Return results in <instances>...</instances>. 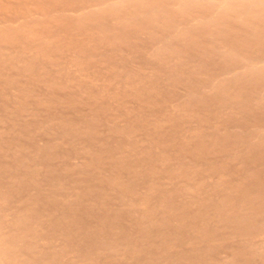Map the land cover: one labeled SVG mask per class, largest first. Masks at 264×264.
I'll return each instance as SVG.
<instances>
[{"label":"bare ground","instance_id":"1","mask_svg":"<svg viewBox=\"0 0 264 264\" xmlns=\"http://www.w3.org/2000/svg\"><path fill=\"white\" fill-rule=\"evenodd\" d=\"M46 1L47 0H45V3L49 0ZM51 1L53 3L54 0H50L49 2L51 3ZM55 1L58 2V0ZM81 1L83 0L79 1L80 4L77 3L80 6L79 8L77 7V9L76 7H72L74 2L72 3L71 0H69V2L72 3L71 7L73 10H75V8L77 9V14H73L74 17L70 18L73 16L71 13L73 11L69 14V12H67L69 8L65 9V12L70 15L69 19H67L62 17L63 12L60 11L56 13L61 8V5L59 6L61 2H58L59 4L57 3L58 8H60L58 9L55 7V9L58 10L54 11V7L51 8L48 3V5L44 4L43 0H33L34 4L32 2L30 3L28 0H0V11L4 9L7 10L8 4L15 3V10L12 4L10 6H12L13 9L9 5L8 8L10 7L11 10H14L19 16H16L17 14L14 15L23 20V23L21 21V24L18 23V26H15L17 25L14 24L15 22L11 24L12 22L8 21L10 22L8 24V22L6 23L4 20H0V121L4 123V120L8 117L15 120H13V122H16V125H14L15 128L13 126H11L13 128L9 129L7 127V129L4 128V130H7V133L17 131V134H23L19 131L23 129L26 130L24 135L19 136L20 140L7 137L5 141L8 142L4 144L6 146L11 145L12 148L18 147V149H22V151H27L26 155L23 157L24 162L20 164L21 166L27 167L26 172L19 174L16 173L14 169V171L11 170L8 172L9 164L4 157L12 160L15 154L9 153L10 148L3 149V145L2 147L0 146V171L4 172L5 176L4 179L0 181V264H66L68 263V259H64L66 255L71 252L74 253V259L77 262L83 264H102L100 259L102 252L101 247L105 242L102 243L103 239L101 238V234L104 233V231H106V234L108 233L107 236L111 241L119 235L122 236L121 242L123 244V250L120 251L125 253L127 250H130L131 252L138 253L137 255H130L135 259L136 264H145V261H147L146 264H236V262L238 264L237 256L240 254L239 250H242L244 247L242 246L241 248L240 242L243 240L246 241L249 238V231L245 223L253 222L252 209L249 210L248 206L254 208L256 206L259 207L260 204H264V129L260 126V121L258 119L255 120V118H248L247 116H242L243 118L241 117L238 122L239 124L236 126L240 129L239 133L236 132V130L230 129L226 123H228L227 119L230 118V116L233 118L237 112H240L239 115L241 116L245 111L250 109L254 110L258 108L264 111V0ZM66 2L67 0L64 3ZM32 4L35 10L41 11L42 15L40 14L41 16L39 18V15H36L37 18L34 16L35 18H30V21H26L30 15L39 14L38 11L35 12L34 10L35 13H33L31 12L32 10L28 8V5L31 7ZM77 4H75V6ZM31 8L33 9V7ZM52 11L62 18H59V16L56 18V14L54 15L56 19L54 17L52 18L51 16L54 14ZM68 14H66L65 17H68ZM49 17L57 21L61 19V23L62 21H64V23L67 21V25H76L75 27L79 28H81L80 26H87L92 30L91 32L86 29V31L88 30L92 33L89 36L90 39L103 41V44L107 43V46H111L110 53L113 49L115 50L119 47L118 44H128L130 38H134L133 35H137V33L141 32L147 34L148 37L147 39L145 38L146 40L144 39L145 41L141 44V47L145 48V54H150H146L145 57L147 59L149 55L151 57V62L148 61L150 58L146 60L143 56L141 57L140 53L139 59H142L138 61V64L147 66L146 68L150 69L149 71H151V74L147 77H143L142 80H150L153 88L156 89L158 93L161 92L162 87H160V84L164 78L166 80L172 79V81H168V83H186L184 98L180 99L179 103H177L176 109H179L185 102L190 101V99L198 98L199 101H192L190 104L187 102V104L190 105V108H194V110L204 118L202 123L192 128H185L186 131H189L190 137L188 138L179 137L178 135L180 133L166 136L171 139L173 147L176 145H183L182 148L186 151L185 146H187L186 144L188 142H198L200 149L196 150L197 154L193 153L196 157H201V155L217 156L220 152V155L215 158V167L224 165L231 166L235 160H243L240 163L241 168L236 172V175H256L262 180V182L254 186L255 189L250 188V192L247 194L243 192L241 197L243 199L240 202L241 205L232 206L227 201L228 196L221 195V192H223L222 190H225L221 189V187L226 186L228 189L227 191L231 190L237 193L238 188H240L243 183L229 182L231 176L235 177L232 173L230 177L225 176V179H221L223 175L220 174L218 175V179L215 180L214 186L211 185V192L207 191L205 198L197 202L200 208L213 206L216 212L215 218L218 217L219 219L215 224L220 221L227 229V234H221L222 231L217 229L219 224L217 226H211V223L213 224V219L210 216L208 217V211L206 214L195 212L187 218L184 214H181L183 210L194 204L191 200L184 203L185 205H182V207L179 205L174 206L177 209L174 208L173 210L172 204H175L173 198L176 193L174 191L170 192L169 189L158 188L163 195L158 208H161L163 205L172 206L167 208L166 213L163 215V219L160 220L161 222H154L155 226L150 229L151 232H155L157 237H161L160 240H156V237H154V239L147 244L149 241L145 233L147 229L145 230V226L141 229L138 225V220L145 219L143 223L151 221L150 216L155 217L158 208L153 210L144 209L137 218H133L129 211L126 213L128 214V216H126L132 219L130 220V227L133 231L135 227L139 228V230L137 229L136 231L141 232L138 241L142 238V245L135 242L131 235L125 233V228L127 227L122 226L119 228V226L107 225L108 222H111L110 219L112 220V217L116 214V209L119 207L118 205L121 207L124 201L119 198L120 200L118 199L116 202V208L109 205L113 210H108L106 213L101 212L99 208L100 205L107 203L106 200L103 199L105 191L103 192L104 189L100 184H93V180H100V173H98L99 175L97 174V177L91 176L88 181L83 180L80 183L79 180H74L70 184L68 183L70 180H68V182L64 181L66 178V171H58L51 167L53 165L52 161H54L55 158L58 159L59 162L67 164L68 157L61 155V153H56V150L59 149L60 142L47 140L49 139L47 138L44 140L43 145H37L36 134L34 135L32 132H27V130H29L28 128L30 126H33L32 129L36 128V130L40 129L41 126L35 121L33 123H26L23 121L20 122V120L17 119L18 111L20 109H26V105H24L25 97L22 100L24 101L22 104L20 102L15 103L6 100L4 97L6 95L4 93L10 92L6 87H12L11 89L17 91L19 96L23 93V95H21L23 98L24 94L30 93L27 83L38 85L36 84V76L39 74L47 76L46 86L48 89H53V87H55V80L58 74H54L46 68L49 66L47 63L54 61L50 54H47L48 51L51 53L52 50L50 49L53 47L56 48L65 43H69L66 46L73 49L74 57L75 59L77 58L76 60L73 59V61L77 62L79 66H86H84V70L82 67L79 68L84 72L89 66L86 65L88 64L86 62L90 60L92 51H90L91 55L87 54L82 47V45L85 46L83 43L80 44L81 42L79 43L73 40L68 34H65L67 27H63L65 28L64 30L62 28L64 25L60 28L64 30V34L61 33L62 30L57 31L62 35L56 31L53 33L52 31L56 29L55 23L56 26H59L60 21L56 22L54 20L55 22H53L51 19L48 20ZM200 19L202 20L199 24L196 21ZM50 21L54 23V27L53 25L49 27V25L51 26V24H53L49 23ZM57 23L59 24L57 25ZM68 27L70 28V26ZM82 28L81 30H84ZM69 31L70 29H67L68 33ZM52 34L57 36H53ZM85 34L86 32L84 35ZM88 34L89 32L86 38ZM71 35L73 36V31ZM129 35L132 37H129ZM82 39L85 41V37ZM133 41L137 42L135 38ZM135 42L132 43L136 44ZM132 43L131 46L130 43L128 46L134 49ZM137 45L135 47H137ZM110 48L108 49L107 47L108 50H110ZM140 48H138L139 50L137 52L141 51ZM121 49H123V47ZM108 50L106 52L102 51L109 57V60H107L109 65H106L112 67L114 70L115 68L122 69V65L125 64V62L123 63L122 61H126L127 57H124L125 59L120 57L122 58L120 62L123 63L120 64V62H117L120 58L116 60V58L121 55L119 53L120 51H118L120 48L117 50L120 54L117 55L116 53L117 57H112L114 52L113 54L111 53L112 56H109ZM129 50H131V48H129ZM96 51L97 50L93 51L96 53L93 54L99 55L100 53L98 52L100 50L98 49V51ZM121 52H123V50ZM126 53L128 52L126 51ZM23 55L26 57L28 55V57H21ZM94 55L92 56L93 59L90 60L91 62L92 60L94 61L96 57H94ZM98 57L99 56H97V58ZM152 58L156 61H160L161 64L153 60V63L156 62L160 66L153 64ZM104 60L106 61V58H104ZM127 62L129 61L127 60ZM128 64L125 66L126 68L129 67ZM125 67L122 70H125ZM6 70H12L15 74L24 77V82L27 81V83L24 84L22 82L21 84L16 82L11 76H7L8 74L5 73ZM202 70L208 71L211 76L212 81L206 82V85L209 87L207 91L215 95L213 99L207 96L204 87H195V81L193 83L195 79H192V77L195 78ZM115 71L118 72V70ZM98 72L100 73V71L94 70V76L99 75ZM125 72H128L127 69ZM136 73L138 72L134 71V74ZM134 74H132L134 77L139 75V73L136 76ZM132 75H130V78H132ZM3 87L6 88L7 92L3 90ZM201 88L203 89L201 90ZM163 89L166 90L165 93H173L171 87L170 89L169 87L168 89ZM48 96L49 98L52 97L50 95ZM51 99L52 98H50V100ZM64 99L67 100L66 98ZM213 101H216L217 104H213ZM150 103H152V101ZM163 104H165V102H163ZM33 109L32 111H28L29 115L30 112L35 115ZM224 109H227L230 115L224 116L222 114ZM33 114L32 116H34ZM78 117L81 116L78 115ZM169 117L170 116L164 115V118H166L164 121L168 120ZM79 120H83L84 122L88 121L85 117ZM70 123H73L71 125L74 127L77 126L76 121ZM159 124L160 123H158L157 126ZM216 124L221 126L223 130L219 131L216 129ZM157 126L154 124L155 129H157ZM80 131L81 130L77 128L75 129L76 137H84L82 135L83 133H80ZM68 133L69 132H62L58 134L59 138ZM22 139L24 140L22 141ZM213 141H220V143L229 142L231 147L228 149V157H223L222 154L224 150H214L211 152L210 143L213 144ZM90 142L91 141L87 143L88 147L84 152L88 151L91 153V151H94L95 153V150H93L94 145ZM163 145L164 144H162L161 147H163ZM127 151V149L118 151L120 157L117 159L129 156V154L126 155L125 153ZM39 156H43L44 159L40 160ZM49 157L51 159L46 160ZM88 164H90V162H88ZM41 165H43V167ZM117 165L119 166L117 177L111 176L109 178V181H112L114 185L122 183L124 173H128L125 172V170H131L135 166L132 162H126L127 168H124L121 163ZM40 171L44 174V179L37 181L34 177ZM218 171L219 169L214 173ZM67 176V179H71L72 177L69 174ZM221 180H227V182L224 183ZM63 181L65 185L66 183L69 185H63ZM7 182L14 183L17 189L9 195L2 192V190H5L9 193V190L5 187ZM18 185L21 187H18ZM55 188L57 191L54 190ZM30 190H32L31 193ZM75 190H77V192ZM48 192L50 195L45 196ZM12 196L15 197V203L5 207L4 202L6 203L11 200L13 198ZM211 197L214 198V202L210 203ZM230 199L232 200L231 197ZM107 205L108 204H106V206ZM123 205H128V202H125ZM131 205H133V201ZM177 210H179L178 213ZM7 216H10L9 220L6 219ZM196 217L202 219L201 221L206 224V229L204 226L195 223ZM44 222L48 223V231L45 232ZM118 225L123 224L119 223ZM21 226L23 227L21 228ZM204 229L210 232L209 234L201 236ZM218 230L220 233H214L218 232ZM237 233L238 235L243 234L245 238H248L246 240L245 238L240 239L242 240H239L240 242L235 241L237 245L230 246L232 244L230 240H227L228 237L231 235L232 238H234V236H237ZM225 239L227 240L226 242L230 244L228 248H226L227 244L224 247L227 250L224 251L228 252L229 258L219 259L217 257L218 254L215 252L219 251L218 246L215 245L217 242ZM143 240L146 241V244ZM56 242L59 243V245H56ZM214 242H216L215 245ZM253 249L255 248L252 246L250 250L253 251Z\"/></svg>","mask_w":264,"mask_h":264},{"label":"rangeland","instance_id":"2","mask_svg":"<svg viewBox=\"0 0 264 264\" xmlns=\"http://www.w3.org/2000/svg\"><path fill=\"white\" fill-rule=\"evenodd\" d=\"M28 1H30V3L32 2L33 4L35 2V1L33 2V0L32 1L28 0ZM43 1L44 4L46 5L49 4L51 8L54 7L53 8L54 11H57L61 7L56 13L60 11L63 12L64 16L62 15V17L67 19H69L70 17L69 14L71 13L72 15L73 14L76 15L77 9L80 7L77 4L79 3L80 0L78 1L71 0L72 3L74 2V5L72 7H76V8L78 7L77 9L75 8V10H73V8L71 7L72 3L69 2V0H67L66 3H64L66 0L64 1L58 0L59 3L61 1L63 2V3L61 2L60 4L55 0L53 1V3L52 1L50 3L49 2L50 0L49 1L47 0L48 2L47 1L46 2L48 4L45 3V0ZM57 3L59 4V6L61 5L59 8ZM11 4L8 5L10 6ZM75 4L77 5L75 6ZM8 5H7V10L4 9L3 11H0V20H4L6 23L10 21L12 22L11 24L15 22L14 24H17L15 26H18V23L21 24V21L23 23L22 18L16 17L19 15L14 12L15 10L14 7L16 4L15 3L12 4V6L14 5L13 6L14 10L10 9V7L12 8V6L8 8ZM32 5L31 7H33V9L30 7V5H28V8L32 10L31 12L35 13L38 11L39 14L30 15L28 17L29 19L27 18L26 21H30V18L31 19L35 18L34 16L36 15H39L38 18L42 15L41 11L37 9L35 10L34 5L33 6ZM55 7H57L58 9H55ZM65 9H68L67 12H69V14L65 12ZM53 13L54 14L51 13L53 15L51 16L52 18L56 14L55 12ZM65 13L68 14L67 15L68 17H65L66 16ZM14 14L17 15L15 16ZM74 15L71 16L70 18L74 17ZM58 16L56 14L55 17L57 18ZM60 17L61 16H59V18ZM52 18L49 17L48 20L51 19L52 21L53 20ZM54 20L53 22L55 21L59 22L61 19H58L59 21L57 20L54 21ZM201 20L202 19L195 21L199 23L201 22ZM51 21L49 23H53ZM10 22H8V24ZM66 22L67 21H65L64 23V21H62L61 23L60 21V24L57 23V25L59 24V26H56L55 23L56 29L53 30L52 32L55 33L54 31L57 32L59 30H62L60 28L62 25H64L62 26V28L66 26L68 30L70 29L68 33L67 29L65 30L66 27L63 28L65 30V34L71 36L73 40H76L79 43L81 42L80 44L83 43L85 46L82 45V47L85 49L87 54L91 55L92 53V55L90 56L91 57L90 60L93 59L92 56L96 54L95 52H93L95 50L98 51L99 49L100 51L98 53H100L101 55L100 54L94 55V57L96 56L94 58V61L92 60L91 62L89 60L91 63L87 61L86 63L88 64L86 65L89 66L83 72L81 68H79L82 66H79L77 62L73 61V59H75L74 52L71 47L66 46L69 44L67 41L68 44L65 43L64 45H61L59 47L56 48L53 47L52 49H50L52 50L51 53H49L50 51L47 52V54H50L51 58H53L52 60L54 61L47 63V65L49 64V66L46 68H48L50 72L52 71V73L58 74L55 80V87H53V89H48V87L46 86L47 85L46 75L39 74L38 76H36L37 83L36 82L35 83L38 85L28 84L27 81L24 82V77L15 74L12 70H8V71L6 70L5 73L8 74L6 75L11 76V78H13L16 82H19L21 84L22 82L24 84L27 83L28 85L27 87L30 93L24 94L22 98L21 95H23V93H21V95L19 96L17 91L11 89L12 87L5 86L6 88H8L10 92H7L6 88L3 87V90L7 92L4 93L7 95L4 96L6 100L13 101L15 103L20 102L21 104L25 101L24 105H26L25 106L26 109H20L18 111L17 119H19L20 122L23 121L26 123L27 122L33 123L35 121L41 126L40 129L37 130L36 128L32 129L33 126H30L31 128L29 127L28 128L29 130H27V132H32L34 135L36 134L35 137H37L36 138L37 140L36 139L35 140L37 141L36 143L37 145L38 144L39 146L43 145L44 140L47 138H49L47 140H51L54 142L57 141L58 143L60 142L59 149L56 150V153H61V155L68 157V160L66 162L68 165L59 162L58 159L55 158V160L52 161L53 165L51 167H53L58 171L59 170L63 172L66 171L65 172L66 174L63 173L66 176V178L64 177L65 178L64 181L68 182V180H70V182H68L70 184L74 180L75 181L79 180L80 183L83 180L88 181V179L91 176L97 177L99 175L98 173H100L101 174L99 175L100 180H93L94 182L93 184L95 185L100 184L104 189L103 192L105 191V194H103L104 196L103 199L106 200L107 202L106 204L108 205L106 206V204L104 205L101 204L99 207L101 212L106 213L108 210H113V208H111L110 206L116 208L117 207L116 202L119 198L123 199L124 201L123 204H125V202H128V205L121 204L122 205L121 207L120 205H118L119 207H117L116 209L117 210L116 214L112 217V220L110 219L111 222H108L107 225L115 226V227L119 226V228H121L122 226L127 227L125 228V233L131 235L134 238L133 240H135V242L140 243L142 245H143V242L141 241L142 238L140 241H138L141 232L136 231L137 229L139 230V228L137 227H135V230L133 231V229L130 227V223H131L130 220L132 219L131 217H127L128 214L126 213L127 211H129L131 212L133 218H137L144 209L153 210L155 208H158V205L160 204V201H162L161 199L163 198V195L160 193V190L158 188L169 189L170 192L174 191L176 193L174 194L175 197L173 198L175 203L172 204L173 210L174 208L177 209L174 206L179 205L180 207H182V205H185L184 203L191 200L193 201L194 204L192 206L190 205V207H187L185 210H183L181 214H184L187 218L192 214H194L195 212H202L203 214H206L208 211L207 214L208 217L210 216L213 219V224L211 223V226L212 225L217 226L219 224L217 226V229L222 231L221 234L222 233L227 234V229L223 226V224L220 223V221H218V223L215 224L219 219L218 217L215 218L216 212L213 206L200 208L197 202L205 198L207 191L211 192L210 187L211 185L214 186V182L216 179H218V175L222 174L223 178L221 179H225V176L230 177L232 173L235 175V177L231 176L229 178L230 180L229 182H238L243 184H241V187L238 188L237 193H234L231 190L227 191L228 189L226 188V186L221 187V189H225L222 190L223 192H221V195L228 196L227 201L232 206L241 205L240 202L243 199L241 198L243 192L247 194L248 192H250L249 191L250 188L255 189L254 186H256L259 182H262L260 177L256 175L246 176L245 174L236 175V172H238L241 168L240 163L243 161L239 159L235 160L233 162V165L231 166L224 165V166L215 167V163H216L215 158L218 155H220V152L217 156L201 155V157H196V155H193V153L197 154L196 150L200 149V147L198 146L199 145L198 142L197 143L188 142L186 144L187 146H185L186 151L183 150L182 148L183 145H176L173 147L171 143V139L166 136H171L173 134L180 133L178 135L179 137L188 138L190 137V135H189V131H186V129L188 127L192 128L193 126L202 123L204 118L196 110H194V108L192 107L190 108L189 107L190 105L187 104V102H189L190 104L192 101H197L198 98H192L190 99V101L185 102L179 109H176L177 103H179L180 99L184 98V89L186 88V83H179V82L168 83V81H172V79L166 80L164 78V80H162L160 84V87H162L161 92L162 91L163 92L158 93L157 90L153 88L152 82L150 80L148 81L142 80L143 77H147L148 75L151 74V71H149L150 69L146 68L147 66L144 65L141 66L138 64L139 63L138 61L142 59V58L139 59L140 53H141V57L143 56L144 59H146L145 55L149 54V53L145 54V48L143 47L144 48L143 49L141 47V44H143V42L148 37L146 33L143 34L141 32V33H137V35H133V37L137 42L141 40L139 43L133 41L134 38H130L129 40L130 46L132 42L136 43V44L132 43L134 49L128 46L129 45L128 42H127L128 44H126L127 46L123 43L122 44L120 43L121 45L118 44L119 47L116 48L115 50L113 49L114 51L112 50L111 53L113 54L114 52L115 54V55L113 54L112 56V54L110 53L111 46L110 47L107 46V43L103 44L102 43L103 41H99V40L95 41L93 39H90L89 36L92 34L91 33L92 30L89 29L87 26L86 27L80 26L81 28L85 27L82 28L84 30H81V28L75 27L76 25L74 26L67 25ZM52 25L54 27V23L51 24V26L49 25V27H52ZM68 26H70V28ZM86 29L90 30L91 32L88 30L86 31ZM64 30H62L61 32L62 34H64L63 32ZM72 31H73V36L71 35ZM85 32L86 34L84 35ZM88 32L89 34L88 37L86 38ZM52 35L54 36L55 34ZM130 36L131 35H129V37ZM84 37H85V41L82 39ZM137 44H139L140 46ZM136 45L137 47H135ZM121 46L123 47V49H121L122 48ZM107 47L108 49L110 48V50H108ZM119 48L120 50H118ZM124 48L128 53H126ZM129 48H131V50H129ZM138 48H140L141 50L140 52H137L139 50ZM107 50L110 54L109 56L112 57H117L116 53L117 55L121 54L119 57L116 58V60L120 57H122L123 59L127 57V60L129 62H127V60L122 61V58L118 59L117 62L118 63L120 61H122L123 63L125 62V64L120 62V64H123L122 69H124V67L127 66V64L129 63L128 64L129 67L127 68L125 67V68L127 69L128 72L129 71L130 72L129 73L125 72L126 69L122 70L120 68L119 69L115 68V70H118L117 72L114 69H112V67L107 66L106 64H108L107 60H109L108 59L109 57L107 56L106 53H104ZM117 50L120 51L119 52L120 54L118 53ZM122 50L123 52H121ZM90 51L92 52L90 53ZM102 55L107 57H104ZM149 55L147 57H149L150 59L147 58L146 60L149 59L148 61L151 62V57ZM97 56L99 57L97 58ZM101 56L106 58V61ZM21 57L27 58L28 55L27 57L25 55ZM153 60L155 59L152 58V63L154 62ZM156 62L160 63V61H156ZM156 62L153 64L160 66ZM84 66L82 67L83 70H84ZM94 70L100 71V73L98 72L99 75L94 76L93 74ZM134 71L138 72L139 75L138 73L134 74ZM124 72L128 74H125ZM131 73L134 74L135 76L136 75L138 76L134 77ZM130 75H132V78H130L131 77ZM192 79H195L193 80V83L195 81L194 83L195 87L196 86L204 87L206 89L207 96L210 97L211 99L215 98V95H212L210 91H207L209 87L206 85V82H210L211 80V76L208 73V71L202 70L199 72L198 75L195 76V78L192 77ZM168 87L169 89L170 87L173 89V93L170 92L165 93L166 90H164L163 88L168 89ZM202 89L203 88H201V90ZM42 94L45 96H43ZM48 95L52 96L50 97L52 98L51 100ZM24 97L25 100L22 101ZM64 98H66L67 100H65ZM151 101L152 103H150ZM163 102H165V104H163ZM213 104H217V102L213 101ZM193 105H197V104H193ZM32 109L33 112H35V115L32 113L34 116H32L31 112L29 115L28 112V111H32ZM239 113L237 112V114H235L233 118H231L230 116V118L227 119L228 123H226V125L229 126L230 129L236 130V132L239 133L240 129L239 127L237 128L236 126L239 124L238 122L242 116H247L248 118H255V120L258 119L260 121L259 122L260 126L264 129V111H262L261 109L259 110L258 108H256L254 110L253 109L247 110L241 116L239 115ZM222 114L224 116L230 115L227 109L226 110L224 109ZM78 115L81 117H78ZM164 115L170 116L169 119L164 121V119H166L164 118ZM83 117H85L88 121L84 122L83 120L82 121L79 120L82 119ZM13 120L14 119L8 117L6 118V120H4V123L0 121V144H1L0 146L2 147L3 145V149L10 148L9 153L15 154V157L12 158V160L10 158L4 157V159L9 164L8 172L14 169L16 173L20 174L26 172L27 169L26 166L20 165L21 163L24 162L23 157L26 155L27 151L24 150L22 151V149H18V147H14V146H13L14 148H12L11 145L6 146L4 144L5 142H8L5 141L7 137L15 138L18 140L20 138L19 136L24 135L26 133V130L24 129L19 131L23 134H17L16 133L17 131L13 133H7L6 132L7 130H4V128L5 129L13 128L14 125H16L15 124L16 122H13ZM45 120H47L48 122ZM75 121L77 122V126L75 127L82 131V132L80 131V133H83L82 135L84 137H76L75 134L76 128L71 125L73 123H70ZM158 123H160L161 125L159 124L157 126ZM154 124L155 126H157V129L154 128ZM215 128L218 129L219 131L223 130L222 127L219 126L218 124L215 125ZM62 132H69V133L60 136L61 138H59L58 134H61ZM23 140L24 139H22V141ZM89 141H91L92 145H94L93 150H95V153L94 151H91V153L88 151L84 152L88 147L87 143ZM162 144H164L163 147H161ZM210 146H211L210 148L211 152L214 150L217 151L224 150L223 151L224 153L222 154L223 157L226 156L228 157L229 155L228 149L231 147L229 145V142L220 143V141H213V144L210 143ZM123 149L128 150L125 153L126 155L129 154V156L122 159H117L118 157H120L118 151H121ZM39 159L43 160L44 158L43 156H39ZM49 159L51 158L49 157L46 160ZM88 162H90V164H88ZM126 162H132L135 166L131 170H125V172L128 173H124V176L122 177V181H123L122 183L114 185L112 181H109L110 180L109 178L111 176L117 177V172L119 170V166L117 164L121 163L124 166V168H127ZM41 166L43 167V165ZM218 169L219 171L217 173H214ZM68 174L72 176L71 179H67ZM43 176L44 174L40 171L35 175L34 179L37 181H41L44 179ZM4 177H5L4 172L0 171V181L4 179ZM227 180L226 181L221 180V181L225 183L227 182ZM64 181H63V185H65ZM68 183H66V185ZM82 185L84 186L83 183ZM5 187L9 190V193H7L5 190H2L4 194L9 195L11 192L17 190L16 185L14 183L7 182ZM18 187L21 186L18 185ZM54 190L57 191L56 188ZM31 191L32 190H30V193ZM75 191L77 192V190ZM49 195L50 193L48 192L47 195L45 196H49ZM14 196H12L13 198L11 197L12 199L6 203L3 201L5 207L15 203ZM230 197L232 198V200L230 199ZM132 201H133V205H131ZM211 202H214L213 197H211L210 203ZM164 206L165 205L161 206V208H158L155 217L154 216L153 217L150 216L151 218L149 217L151 221L143 223L145 219L138 220V225L141 227V229L144 226H145V230L147 229L145 232L149 240L147 244L150 241H152L154 237H156V240L161 239V237H157L155 235V232H151L150 229H152L151 227L155 226L154 222L160 223L161 222L160 220L163 219V215L166 213L167 208L172 207L170 205L169 206L166 205L165 207ZM248 207L249 210L252 209L251 213L253 215L252 217L253 222L245 223L247 224L246 228L249 231V236H248L249 238L247 237L248 238L247 239L244 237L243 234L238 235L237 233L236 237L234 236V238H232V236L230 235V237H228L227 239L228 241L229 240L231 241L232 245H230L229 242L227 243L226 239L217 243L214 242V245L216 243L215 246H218L219 251H215V252L218 254L217 257L219 259H224V258L227 259L228 252H225L227 251L226 248H228L229 245L230 246L237 245L236 242H240L242 241L240 239L245 238V240L246 239L248 240V241L246 240L247 242L244 240L240 242L242 244V245L240 244L241 248L242 246L244 247L242 248V250H239L240 254L239 256H237L239 262L238 264H264V204H260L259 207L256 206L254 208L252 206H248ZM178 212L179 210H177V213ZM6 219L9 220L10 216H7ZM201 220L202 219H199V217H196L195 223L200 226H204L206 229L207 228L206 224ZM119 223H122L123 225H118ZM44 226H45L44 232L48 231L47 222H44ZM22 227L23 226H21V228ZM205 229L202 232L201 236L205 234H209L210 231ZM219 230L218 232H214V233H220ZM107 234L106 231H104V233L101 234V238L103 239V241L102 240L101 241L102 243L105 242L104 245H102L101 247L102 248L101 257H100L101 263L102 264H136L135 259L132 258L130 255H137L138 253L131 252L130 250L129 251L127 250L125 253L120 251L123 250L122 249L123 244L121 242L122 236L119 235L114 240L111 241L109 240ZM144 243L146 244V241H144ZM251 244L253 248H255L253 249V251L250 250V248L252 247ZM56 245H59V243L56 242ZM225 246L226 248H224ZM74 258H75L74 253L71 252L68 255H66L64 260L68 259L67 260L68 263L66 264H83L81 262H77ZM146 263L147 261H145V264Z\"/></svg>","mask_w":264,"mask_h":264}]
</instances>
